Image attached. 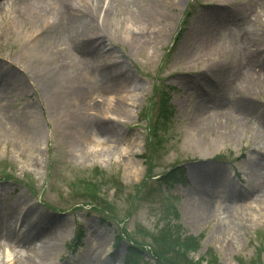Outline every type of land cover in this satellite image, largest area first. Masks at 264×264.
Returning a JSON list of instances; mask_svg holds the SVG:
<instances>
[{
	"label": "rangeland",
	"instance_id": "obj_1",
	"mask_svg": "<svg viewBox=\"0 0 264 264\" xmlns=\"http://www.w3.org/2000/svg\"><path fill=\"white\" fill-rule=\"evenodd\" d=\"M147 3L80 0L91 16L72 24L76 37L42 48L32 41L43 24L18 0H0V99L9 103L0 118V208L18 219L33 213L37 233L51 217L52 264H124L131 243L142 249L139 264H158L154 251L166 261L159 250L182 238L195 264H264V0H152L154 14ZM179 61L187 65L166 69ZM10 72L21 81L6 87ZM160 84L172 115L157 143ZM57 161L69 165L54 177ZM175 164L186 180L167 189L156 178ZM19 223L0 236V264L27 255L11 237ZM98 238L105 253L95 261L86 251Z\"/></svg>",
	"mask_w": 264,
	"mask_h": 264
},
{
	"label": "bare ground",
	"instance_id": "obj_2",
	"mask_svg": "<svg viewBox=\"0 0 264 264\" xmlns=\"http://www.w3.org/2000/svg\"><path fill=\"white\" fill-rule=\"evenodd\" d=\"M19 3L25 4L29 12L31 13V16L35 17L33 23H42L44 28V35L41 37H36L32 44L38 47H47L50 45V43L53 42V39H62L66 38L67 40L71 41L73 38L76 37L77 32L75 30L71 29L72 24L77 23L81 24L83 20L87 18V15L91 16V13L86 12L84 9H80L78 7V3L80 0H18ZM149 3L145 4L147 6V11L149 14H154L157 12L159 5L158 3H152V0H148ZM56 15L59 16H55ZM63 19V20H62ZM54 29L53 32H50L48 30ZM38 43L40 45H38ZM258 51V50H256ZM93 53V52H92ZM87 60V59H86ZM86 60H84L82 66H88L85 65ZM108 60V59H107ZM101 73V67H98ZM96 68V69H98ZM110 71L106 70L105 76H110ZM46 82L44 81V84L46 86L51 87L54 84H56L58 76H59V70L48 72L46 74ZM101 80L103 78L101 77ZM18 81H21L20 76H16L15 73L10 72L6 75L4 78V85L6 87L14 86ZM99 88L102 90L103 87ZM9 106V103L6 101V99H0V118H6L9 117V114H7V107ZM243 114V113H241ZM216 123V118L209 119L208 125L213 127ZM97 124V123H95ZM207 124V123H206ZM207 126V125H206ZM194 131V129H192ZM192 130H190L192 132ZM262 153H257L256 156H261ZM251 163V162H250ZM261 162L260 158L256 157L252 159V163L250 165L252 170H256L260 168ZM216 172L219 173V169H216ZM212 174H215L212 172ZM244 191H246V188L244 187ZM243 192V191H242ZM228 198L225 197L222 201H226ZM230 202V200H229ZM20 217V216H19ZM14 218V221L12 223V219ZM32 219L34 221L33 213L25 214L21 216L20 219H18V215L13 214V209L9 208L7 210H3L0 208V236L3 234V232H7L12 224H15L20 221V229L17 236L11 235L13 240L15 241L14 247H19L23 249L25 252H27L26 256H23L22 258L16 259L13 264H52L50 262V255L53 254L58 247L57 244V236H55L56 228L54 225L51 224V217L48 216L43 221V229H41L40 233H37L36 226L31 224ZM15 228V227H14ZM46 235V236H45ZM3 238L0 237V251L4 247ZM237 239H239L238 236H236ZM35 239H38L36 242ZM104 241L101 238H98L94 242V249L92 252V248H88L86 251V254H89L90 259H94L95 261L99 260L102 255L105 253V248L100 249L103 246ZM15 249V248H14ZM16 250V249H15ZM14 250V251H15ZM9 256V255H8ZM7 256V257H8ZM3 261V257L0 258V262Z\"/></svg>",
	"mask_w": 264,
	"mask_h": 264
},
{
	"label": "trees",
	"instance_id": "obj_3",
	"mask_svg": "<svg viewBox=\"0 0 264 264\" xmlns=\"http://www.w3.org/2000/svg\"><path fill=\"white\" fill-rule=\"evenodd\" d=\"M169 97L168 93L164 90L161 92L157 110H156V115H155V124L153 125V130H152V137L156 142L158 143L161 141L160 135L162 137L163 133L167 130L168 128V122L170 120L171 116V110H170V105H169ZM158 140V141H157ZM177 169H180L178 166L177 168H173L169 170L166 174L163 175L159 180L160 182L165 183L167 186H173L175 183L181 182L183 178V173ZM112 178H108V181H111ZM160 184V183H159ZM162 185V184H160ZM96 195V194H95ZM92 201H95V199H99L98 197L92 196L90 197ZM80 235L77 237L78 239L80 238ZM187 240L191 239V236H188L186 238ZM183 238L181 240H177L175 243V246H170L168 244H164L162 249L159 250V253L161 255H164L166 257V261L159 260V254L157 251L155 252V259H157L158 264H195L197 263L196 261L191 262V259L186 258V252L183 251V247L185 248L186 244L184 242ZM116 243L119 242V240L115 241ZM142 249L139 248L137 245H133L132 243L129 244V247L127 249L124 262L126 264H139L138 258L142 257L143 254L141 253ZM141 258V259H142ZM191 262V263H190Z\"/></svg>",
	"mask_w": 264,
	"mask_h": 264
}]
</instances>
